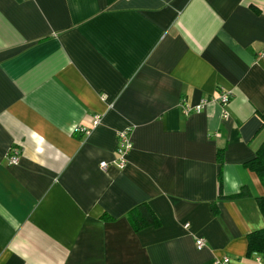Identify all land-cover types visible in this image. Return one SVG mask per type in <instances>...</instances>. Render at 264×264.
<instances>
[{
  "label": "crops",
  "instance_id": "1",
  "mask_svg": "<svg viewBox=\"0 0 264 264\" xmlns=\"http://www.w3.org/2000/svg\"><path fill=\"white\" fill-rule=\"evenodd\" d=\"M262 53L264 0H0V264H262Z\"/></svg>",
  "mask_w": 264,
  "mask_h": 264
},
{
  "label": "trees",
  "instance_id": "2",
  "mask_svg": "<svg viewBox=\"0 0 264 264\" xmlns=\"http://www.w3.org/2000/svg\"><path fill=\"white\" fill-rule=\"evenodd\" d=\"M262 127H264V113L261 114ZM218 162L222 163V152L218 153ZM245 166L254 171L259 177L262 184H264V141L260 144L256 150L255 156L245 162ZM218 185L221 187V174H218ZM251 191L248 186H242L239 192L226 196L228 199L232 198H246L250 197ZM222 193L219 190V197H222ZM256 202L258 208L264 216V195L257 196ZM213 213H217V209L213 206ZM128 221L135 232H138L146 227H157L160 225V221L157 215L147 202H140L133 206L128 212ZM247 254L259 255L262 264H264V227L251 231L247 235Z\"/></svg>",
  "mask_w": 264,
  "mask_h": 264
},
{
  "label": "built area",
  "instance_id": "3",
  "mask_svg": "<svg viewBox=\"0 0 264 264\" xmlns=\"http://www.w3.org/2000/svg\"><path fill=\"white\" fill-rule=\"evenodd\" d=\"M262 57H264V53H262ZM229 99H230V96L226 91H222L220 93V95L218 96V102L223 107V110L225 109V107L229 103ZM204 103H205V101L203 100L196 106L183 105L182 106L183 113L189 114L193 110H198L203 106ZM100 121H101L100 116L95 115L92 119L91 127L98 125L100 123ZM81 129L85 130L84 128H80V127L77 130H81ZM131 148H132V142H131L130 135H129V129L128 128L120 129L117 132V145H116L117 163L119 165L125 164V162L127 160L128 153L131 150ZM11 152L12 153L9 154L8 161L10 164H16L18 162V159H19L18 155H17V151L15 149H13ZM106 165H107V163L105 161H102L100 163V166L103 168L106 167ZM196 245H197V248H201L204 245L203 239L197 238L196 239Z\"/></svg>",
  "mask_w": 264,
  "mask_h": 264
}]
</instances>
